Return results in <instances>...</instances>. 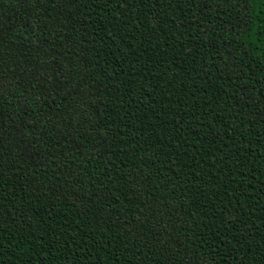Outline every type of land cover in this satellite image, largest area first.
<instances>
[{
	"label": "trees",
	"instance_id": "obj_1",
	"mask_svg": "<svg viewBox=\"0 0 264 264\" xmlns=\"http://www.w3.org/2000/svg\"><path fill=\"white\" fill-rule=\"evenodd\" d=\"M0 264H264V0H0Z\"/></svg>",
	"mask_w": 264,
	"mask_h": 264
}]
</instances>
